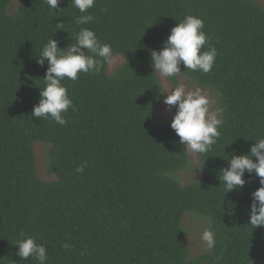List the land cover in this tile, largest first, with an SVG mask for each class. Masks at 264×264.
Masks as SVG:
<instances>
[{"label": "trees", "instance_id": "trees-1", "mask_svg": "<svg viewBox=\"0 0 264 264\" xmlns=\"http://www.w3.org/2000/svg\"><path fill=\"white\" fill-rule=\"evenodd\" d=\"M12 1L0 0V264H39L17 255L15 243L29 236L45 246L46 264H262L264 226L248 224L260 178L246 172L243 187L227 192L221 169L264 138V4L95 0L80 13L72 0L55 10L46 0H17L9 13ZM89 13L93 21L76 23ZM188 14L203 20L217 55L209 73L183 65L180 73L212 89L222 123L216 142L197 153L200 179L181 184L173 174L189 166L188 154L171 120L157 117L164 92L150 63ZM82 28L124 62L112 74L103 62L99 72L62 81L75 109L62 113L65 125L33 117L48 66L37 55L52 36L66 48ZM34 141L50 144L56 180L38 176ZM185 213L205 218L214 237L194 258Z\"/></svg>", "mask_w": 264, "mask_h": 264}, {"label": "clouds", "instance_id": "clouds-1", "mask_svg": "<svg viewBox=\"0 0 264 264\" xmlns=\"http://www.w3.org/2000/svg\"><path fill=\"white\" fill-rule=\"evenodd\" d=\"M60 2L61 0H46L52 10L57 9ZM94 3L95 0H72L73 6L80 13H87ZM93 20L94 17L89 13L77 17L76 23L88 24ZM203 29L204 22L201 18L186 15L170 29L164 46L160 50H151L150 67L162 77H172L182 72L181 65L185 69L209 73L217 51L209 44ZM111 57V46L102 43L89 28H82L77 33L75 42L66 48L60 47L53 36L49 38L37 55V63L43 66L47 61L48 66L43 77L45 86L39 87L40 99L33 106L31 115L38 119L50 117L59 125H65L67 120L62 113H66L70 107L75 109L62 81L65 78L75 81L79 78V73L99 72L103 62H109ZM165 92L167 95L164 96V103L176 108L170 127L179 137L180 144L195 153L207 152L219 137L218 127L222 123L215 113L209 111L208 98L199 90L185 92L183 87ZM253 156L256 157L255 160ZM228 161L229 166L221 169L227 192L243 187L246 183V172H255L260 178V187L251 194L248 224L252 228L264 226V138L255 139L249 153L234 154ZM77 171L82 172L83 166L78 167ZM203 240L209 248L214 246V237L210 230L204 231ZM15 245L18 248L17 255L21 259L34 257L39 264H46L47 250L43 244L37 243L34 237L20 239ZM64 247L67 248L68 245L65 244Z\"/></svg>", "mask_w": 264, "mask_h": 264}, {"label": "rangeland", "instance_id": "rangeland-1", "mask_svg": "<svg viewBox=\"0 0 264 264\" xmlns=\"http://www.w3.org/2000/svg\"><path fill=\"white\" fill-rule=\"evenodd\" d=\"M259 4L263 5L264 0H255ZM17 6V0H13L9 7L8 12L12 13ZM124 62V57L120 54L112 55L110 61L108 62L107 71L109 74H112L116 69ZM159 82L162 86L164 96L167 95L165 91H170L176 87H183L185 92L197 91L199 90L202 95H205L209 100V111L215 113L217 116V106L216 99L213 94V91L210 87L199 86L192 78L189 76L178 73L176 76L177 83L174 84L170 77H162L159 73H156ZM157 117L160 120H172L174 116L172 106L166 105L163 102L159 106L157 112ZM33 149L35 152L36 158V172L38 176L45 181H54L56 180V175L48 167V156L47 150L50 147V144L42 141H34ZM188 154V163L189 166L179 172L173 174V176L181 183L186 184L193 180H199L201 177V165L197 156V153L192 152L186 149ZM183 227L186 233V248L189 250L190 257L194 258L196 255L209 251L207 243L203 240V233L205 230H210L209 222L198 215L185 213L183 217ZM211 231V230H210ZM264 264V262L262 263Z\"/></svg>", "mask_w": 264, "mask_h": 264}]
</instances>
